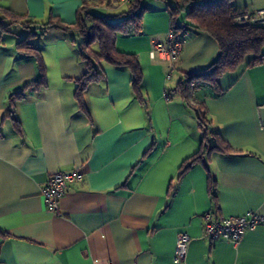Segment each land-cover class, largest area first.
Returning a JSON list of instances; mask_svg holds the SVG:
<instances>
[{
	"label": "crops",
	"instance_id": "crops-1",
	"mask_svg": "<svg viewBox=\"0 0 264 264\" xmlns=\"http://www.w3.org/2000/svg\"><path fill=\"white\" fill-rule=\"evenodd\" d=\"M83 1L0 0V8L23 20L55 17L70 26ZM88 1L90 13L111 21L131 9ZM174 5L175 0H140L138 32H119L114 42L117 51L136 57L137 91L128 67L101 61L103 76L86 87L83 110L74 98V79L87 70L77 49L80 38L60 30L32 37L45 84L29 87L11 107L10 95L40 71L35 58L16 46L32 26L0 27V261L264 264V223L234 244L206 236L202 218L208 211L264 217V62L254 64L255 55L248 54L218 76L217 90L205 84L194 91L205 129L230 150L203 149L179 175L182 163L200 150L205 129L177 85L212 62L218 45L208 33L191 29L173 68L160 54L151 57V40L166 42ZM233 5L240 13L253 12L264 0ZM176 18L187 21L183 9ZM91 47L98 51L96 43ZM207 144H215L212 136ZM77 169L82 181L69 185L55 211L47 210L41 190L48 177ZM179 232L188 234L189 243L184 259L175 262Z\"/></svg>",
	"mask_w": 264,
	"mask_h": 264
},
{
	"label": "trees",
	"instance_id": "trees-1",
	"mask_svg": "<svg viewBox=\"0 0 264 264\" xmlns=\"http://www.w3.org/2000/svg\"><path fill=\"white\" fill-rule=\"evenodd\" d=\"M234 0H175V5L170 8V26L178 31L184 25L189 31L195 29L208 33L218 45V55L207 66L196 71L186 73L179 81L177 89L181 97L191 105L198 115V120L202 128H206L207 120L198 104L193 102L194 91L205 84H210L217 90L216 79L222 73L234 69L248 54H254L253 63L264 62V54H260L264 47V25L259 24H238L234 21L235 15L240 12L233 5ZM108 5L107 1H105ZM140 0H134L130 5L129 15L115 21L106 17L94 15L89 12L88 0H84L79 7L74 23L70 26L65 25L60 19L50 17L43 23L26 19L21 16L0 8L2 15L0 18V27L6 29L13 23H19L31 29L27 34L18 40L17 49L22 54L32 55L40 71V76L25 85L9 97V105L13 107L16 100L22 99L25 90L29 87L40 89L45 84L44 65L39 50L34 47L30 40L36 35H42L48 30H60L67 34H75L79 39L77 49L82 60L86 62L87 70L78 79H74L76 87L74 98L80 110L85 109L83 93L88 84L98 81L103 73L100 68V62L105 61L115 66H126L132 74V85L137 91L141 77L140 68L136 57L130 53L117 51L114 42L117 33H136L141 18L142 10L139 8ZM184 10L186 22H177L176 15L179 10ZM2 19H9L8 23L3 25ZM74 40V39H73ZM96 43L98 51L92 49ZM204 139L198 153L186 159L179 170L181 175L191 163L199 159L203 149L220 151L230 150L225 141L217 133H209L204 130ZM213 137L215 144L208 146V137ZM222 140V141H221ZM206 145V146H205ZM215 185L214 180L210 179V187Z\"/></svg>",
	"mask_w": 264,
	"mask_h": 264
},
{
	"label": "built area",
	"instance_id": "built-area-1",
	"mask_svg": "<svg viewBox=\"0 0 264 264\" xmlns=\"http://www.w3.org/2000/svg\"><path fill=\"white\" fill-rule=\"evenodd\" d=\"M110 4H131L134 0H105ZM238 24H264V7L253 12L239 13L233 18ZM190 31L182 25L178 31L171 26L167 31L166 42L162 43L158 39L151 40V57L160 54L162 59L167 60L170 68L183 47ZM83 173L81 170L70 172L52 173L45 185L42 187L41 195L47 210L55 211L59 198L67 191L69 185L74 182L82 181ZM204 223V234L211 239L221 238L234 244L238 243L244 233L264 223V217L255 213L248 212L241 216H217L213 212H205L202 216ZM189 243V236L186 232H179L176 239L174 261L180 262L184 259ZM0 264H5L0 261Z\"/></svg>",
	"mask_w": 264,
	"mask_h": 264
}]
</instances>
